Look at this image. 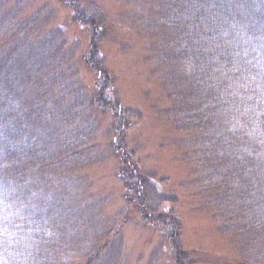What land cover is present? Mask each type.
<instances>
[{"label": "rangeland", "instance_id": "rangeland-1", "mask_svg": "<svg viewBox=\"0 0 264 264\" xmlns=\"http://www.w3.org/2000/svg\"><path fill=\"white\" fill-rule=\"evenodd\" d=\"M187 3L0 0V185L35 206L37 264H264V146L229 130L194 48L177 57Z\"/></svg>", "mask_w": 264, "mask_h": 264}, {"label": "clouds", "instance_id": "clouds-1", "mask_svg": "<svg viewBox=\"0 0 264 264\" xmlns=\"http://www.w3.org/2000/svg\"><path fill=\"white\" fill-rule=\"evenodd\" d=\"M226 43L231 60L217 69L226 123L264 146V40L239 32ZM43 235L31 201L20 198L14 186L0 185V264H37Z\"/></svg>", "mask_w": 264, "mask_h": 264}, {"label": "trees", "instance_id": "trees-1", "mask_svg": "<svg viewBox=\"0 0 264 264\" xmlns=\"http://www.w3.org/2000/svg\"><path fill=\"white\" fill-rule=\"evenodd\" d=\"M187 1L188 3L186 6H189L188 10H190V16H196L198 21L196 22L192 20L195 22L194 25H192L190 22V25H192V31L188 34H184L186 41L184 42V47H182L180 52H178L177 49V57H181V55L184 53L188 54V49L194 48L197 58H194L195 62L193 64L198 67V70L201 71V66H204V71L206 74H217L219 77L220 73L217 71V69L220 67V64L226 60L229 62L231 60L229 55L231 49L227 45L226 41L231 40L236 33L242 32L254 39L264 40V0H219V4H216V0L215 4H211V0H208L209 3L206 5H204V3L202 4L200 0ZM211 5H214V7L209 8ZM215 8L217 9L216 11L214 10ZM193 17H191V19H193ZM78 20L82 25H90L88 21L82 20L80 18H78ZM202 20L206 21L202 22ZM166 23L172 25L173 27L180 25L179 20L175 16L172 17L171 20L166 21ZM230 25L233 28V30H231V34H229L228 30L226 29L227 27H230ZM93 45L95 46V43H93ZM99 55V51L95 46V48L91 49V57L89 58L90 61H86V63L90 64L92 70L97 72L99 79L104 82V84L100 87L101 93L97 97L98 102L103 105V91L111 88L112 79L108 71L105 68L99 66L100 62H102L101 58L97 64L95 63L100 57ZM172 56H174V54ZM102 105H100V107ZM4 123L10 124L7 122ZM5 127L9 128V126ZM0 144L3 147L0 154V181H2L4 176H2L1 171H6V163L8 158L11 156L10 150L12 149H10L9 146L7 147L5 141H0ZM18 161L20 162V158H18ZM14 162L17 163V160ZM257 171L260 172L261 170L258 169ZM16 172L18 175L21 174V171L19 170ZM123 180V185L126 190L134 189L136 187L133 184H128L125 177ZM177 236L179 239V235ZM175 241L176 238L171 244L173 248L175 247L177 250L178 240L176 242Z\"/></svg>", "mask_w": 264, "mask_h": 264}]
</instances>
